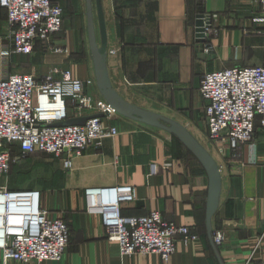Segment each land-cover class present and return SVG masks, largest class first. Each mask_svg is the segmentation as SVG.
Wrapping results in <instances>:
<instances>
[{
  "label": "crops",
  "instance_id": "obj_1",
  "mask_svg": "<svg viewBox=\"0 0 264 264\" xmlns=\"http://www.w3.org/2000/svg\"><path fill=\"white\" fill-rule=\"evenodd\" d=\"M97 1L103 14L105 71L111 89L125 104L176 122L189 133L179 120L194 122L199 112L204 114L207 103L199 93L204 73L264 64V25L255 21L260 15L258 0H89L100 47ZM51 2L67 10L75 4V0ZM84 6V16L77 18L76 25L70 15L63 18L54 39L63 52L45 59L48 72L32 69L30 74L41 79L56 71H50L53 68L69 71L74 79L91 80L87 93L102 98L90 54L86 0ZM200 16L210 20L207 55L201 54L195 38ZM80 38L84 56L69 59ZM11 51L6 11L0 8V80L21 74V58L26 56ZM106 124L118 134L104 139L101 149L88 148L79 157L37 162L30 161V155L22 158L17 145L6 147L12 158L13 189L3 179L0 186L8 191H38L41 209L51 218L64 219L69 229L62 260L41 264H264V130L259 118L249 143L233 147L213 142L206 124L202 139L196 138L220 170L219 202L211 218L212 231L225 234L220 247L213 245L206 229L207 176L180 141L162 129L117 114ZM153 163L171 166L150 175ZM17 183L23 185L21 189L14 187ZM122 185L135 189V201L121 205L123 215L158 212L165 221L187 227L197 240L184 246L178 239L166 263L156 254L121 256L117 245L106 240L100 217L87 212L85 191Z\"/></svg>",
  "mask_w": 264,
  "mask_h": 264
},
{
  "label": "built area",
  "instance_id": "obj_2",
  "mask_svg": "<svg viewBox=\"0 0 264 264\" xmlns=\"http://www.w3.org/2000/svg\"><path fill=\"white\" fill-rule=\"evenodd\" d=\"M258 3L260 15L255 21L264 25V0ZM0 8L6 11L11 54L31 55L40 43L51 44L55 53L63 52L53 42L61 31V6L51 0H0ZM201 19L206 40L210 20ZM198 46L202 55L209 53L206 44ZM91 84V80L74 79L69 71H52L41 79L33 74H12L0 80V181L12 160L7 146L17 145L22 158L43 153L67 159L79 157L88 148L99 150L104 139L118 134L114 126L106 124L115 112L102 98L87 93ZM199 93L207 103L205 124L211 141L233 147L249 143L256 118L264 130V64L204 73ZM80 118H87L82 126H58ZM170 166L150 164L149 174L157 175ZM85 198L87 212L100 217L106 240L117 245L121 256L156 254L166 263L178 239L184 246L197 240L187 227L165 221L158 212L123 215L121 205L135 201L132 186L87 189ZM211 235L215 247L223 245V231L214 230ZM68 244L66 222L41 209L38 191H8L0 186V264L59 262Z\"/></svg>",
  "mask_w": 264,
  "mask_h": 264
},
{
  "label": "water",
  "instance_id": "obj_3",
  "mask_svg": "<svg viewBox=\"0 0 264 264\" xmlns=\"http://www.w3.org/2000/svg\"><path fill=\"white\" fill-rule=\"evenodd\" d=\"M87 3V30H88V41L90 47V54L94 65V74L96 85L102 99L109 105V107L117 115L134 119L145 125L162 129L174 136L180 143L187 149V151L197 160L202 169L204 170L208 179L207 188V201H206V229L209 233L210 240L212 241V229H211V218L215 214L220 194L221 177L220 170L213 160V158L206 152V150L196 141V139L181 125L176 122L170 121L163 117H159L155 114L133 108L125 104L111 89L108 82L106 71H105V60H106V34L103 21V14L101 7L97 1V15L100 29L101 44L97 46L93 28V18L91 13V5L89 0ZM202 17H197L195 22V38L196 42L205 44V29L202 28L203 21ZM209 24V23H208ZM207 24V25H208ZM87 118L71 119L58 126H71V125H84Z\"/></svg>",
  "mask_w": 264,
  "mask_h": 264
},
{
  "label": "rangeland",
  "instance_id": "obj_4",
  "mask_svg": "<svg viewBox=\"0 0 264 264\" xmlns=\"http://www.w3.org/2000/svg\"><path fill=\"white\" fill-rule=\"evenodd\" d=\"M60 6H61L62 11H63V18L65 19L66 15H70V17H71L70 19H72V21L74 22L75 25H76V22H77V18L80 17V19H81L82 15L85 13L84 0H75V4L71 5L74 8H71L70 10H67L65 8V6H62L61 4H60ZM80 19H79V21H80ZM95 31H96V39L99 42L98 29H97L96 22H95ZM84 35H82V37L84 38V41H85V39L87 40V36H86V34H84ZM81 40H82V38H80V46H79L77 52L74 53V54L71 53L70 56H68L69 59L72 56H75V57H78V58H79V56H81V57L84 56V53H83V43L84 42H81ZM53 42H54V45H55L56 44L55 41H53ZM38 45H39L40 48H35L31 55L21 58L22 61H23L21 63V67H20L21 68L20 69L21 70L20 71L21 74H30L32 72V69H34V71H36V72H44V73L48 72V70H46L47 69L46 66H49V65H47L45 63V59L47 60V57H49V56H55V55L52 54V53H55V52L52 51V48L50 46L51 44L47 45V44H41L40 43ZM52 70H56V71L59 72L62 69L53 68L50 71H52ZM54 75H55V77L59 76V74H54ZM162 112L166 113L167 112L166 108H164L162 110ZM182 114H184V113L180 112V114H178V115L183 116ZM177 118H179V117L177 116ZM180 119H181V120H179L180 122H185L186 126L188 128H190V131H191L190 134L195 139L196 138L198 140L202 139L201 135L205 134V132H206V129H205V118H204V114L202 112H199V118H198V120H196L194 122H193V120L190 121V122L186 121V120H184L183 117H181ZM194 126H196L199 131H197V129H195ZM29 159H30V161L35 160L37 162H44V161H47V160L57 161L60 158L55 157L53 155L43 154V153H33V154H30ZM2 179H3V181H9V187L13 189V182H12L13 178L11 176V169L8 172V174H6ZM22 186L23 185H20L19 183H17L14 187L16 189H21Z\"/></svg>",
  "mask_w": 264,
  "mask_h": 264
},
{
  "label": "bare ground",
  "instance_id": "obj_5",
  "mask_svg": "<svg viewBox=\"0 0 264 264\" xmlns=\"http://www.w3.org/2000/svg\"><path fill=\"white\" fill-rule=\"evenodd\" d=\"M10 209H11V212H14L15 206H14V205L11 206ZM1 212H3V209L1 210ZM4 212H5V211H4ZM3 214H4V213H3Z\"/></svg>",
  "mask_w": 264,
  "mask_h": 264
}]
</instances>
